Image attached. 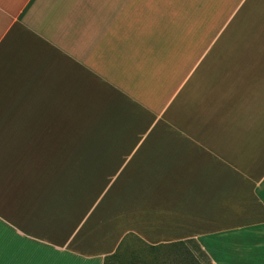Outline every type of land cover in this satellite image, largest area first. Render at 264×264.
<instances>
[{
  "label": "crops",
  "instance_id": "1",
  "mask_svg": "<svg viewBox=\"0 0 264 264\" xmlns=\"http://www.w3.org/2000/svg\"><path fill=\"white\" fill-rule=\"evenodd\" d=\"M0 225L2 264H264V0H0Z\"/></svg>",
  "mask_w": 264,
  "mask_h": 264
},
{
  "label": "rangeland",
  "instance_id": "2",
  "mask_svg": "<svg viewBox=\"0 0 264 264\" xmlns=\"http://www.w3.org/2000/svg\"><path fill=\"white\" fill-rule=\"evenodd\" d=\"M214 247L216 251L212 249ZM225 249L227 245L224 248L222 242L213 246L208 244L206 253L194 240L150 245L127 233L110 252H115L117 256L106 259L105 264H215L210 257L217 264H222L228 256L227 253L225 255Z\"/></svg>",
  "mask_w": 264,
  "mask_h": 264
},
{
  "label": "snow or ice",
  "instance_id": "3",
  "mask_svg": "<svg viewBox=\"0 0 264 264\" xmlns=\"http://www.w3.org/2000/svg\"><path fill=\"white\" fill-rule=\"evenodd\" d=\"M7 239L4 235V232H3V226L0 225V253H2L4 247H5V244L7 243ZM0 264H2V262H0ZM43 264H64V262H61V261H46V262H43Z\"/></svg>",
  "mask_w": 264,
  "mask_h": 264
},
{
  "label": "trees",
  "instance_id": "4",
  "mask_svg": "<svg viewBox=\"0 0 264 264\" xmlns=\"http://www.w3.org/2000/svg\"><path fill=\"white\" fill-rule=\"evenodd\" d=\"M182 242V241H181ZM114 256H117V254L115 252L109 254V255H106L105 258H104V263L105 264V260L108 259V258H114Z\"/></svg>",
  "mask_w": 264,
  "mask_h": 264
}]
</instances>
